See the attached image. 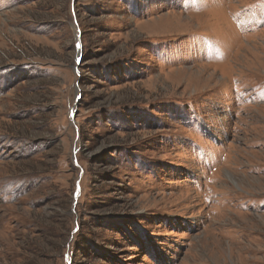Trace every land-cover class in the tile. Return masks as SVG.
Listing matches in <instances>:
<instances>
[{"label":"rangeland","instance_id":"obj_1","mask_svg":"<svg viewBox=\"0 0 264 264\" xmlns=\"http://www.w3.org/2000/svg\"><path fill=\"white\" fill-rule=\"evenodd\" d=\"M0 264H264V0H0Z\"/></svg>","mask_w":264,"mask_h":264},{"label":"water","instance_id":"obj_2","mask_svg":"<svg viewBox=\"0 0 264 264\" xmlns=\"http://www.w3.org/2000/svg\"><path fill=\"white\" fill-rule=\"evenodd\" d=\"M78 42H80V38L78 37V40H77ZM80 47V44H78V48ZM79 60H80V57L77 59V61L76 62H78L79 63Z\"/></svg>","mask_w":264,"mask_h":264}]
</instances>
